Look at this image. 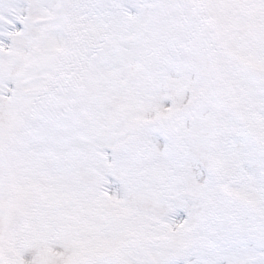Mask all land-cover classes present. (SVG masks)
<instances>
[{"label": "snow or ice", "instance_id": "6c2138e0", "mask_svg": "<svg viewBox=\"0 0 264 264\" xmlns=\"http://www.w3.org/2000/svg\"><path fill=\"white\" fill-rule=\"evenodd\" d=\"M0 264H264V0H0Z\"/></svg>", "mask_w": 264, "mask_h": 264}]
</instances>
